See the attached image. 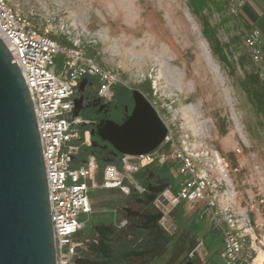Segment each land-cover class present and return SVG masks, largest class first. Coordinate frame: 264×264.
Listing matches in <instances>:
<instances>
[{
	"label": "rangeland",
	"instance_id": "rangeland-1",
	"mask_svg": "<svg viewBox=\"0 0 264 264\" xmlns=\"http://www.w3.org/2000/svg\"><path fill=\"white\" fill-rule=\"evenodd\" d=\"M8 2L60 43L67 39L119 71L126 83L115 85L114 97L124 99L144 84L175 140L197 156L199 174L217 176L219 162L226 161L241 196L264 191V111L241 85L251 72H260V65L251 59L246 31L226 0H208L199 13L190 0ZM57 63L61 67L59 58ZM177 166H154L170 174L174 189L181 178ZM90 196L93 218L87 223L114 220V208L127 199L121 191L93 190ZM182 208L184 222L196 230L194 243L203 241V264H225L220 229L197 221V208L189 203Z\"/></svg>",
	"mask_w": 264,
	"mask_h": 264
},
{
	"label": "built area",
	"instance_id": "built-area-1",
	"mask_svg": "<svg viewBox=\"0 0 264 264\" xmlns=\"http://www.w3.org/2000/svg\"><path fill=\"white\" fill-rule=\"evenodd\" d=\"M0 37L10 43L34 104L49 188L56 264L74 263L78 245L75 238L92 219L93 189L139 195L147 187L139 176L149 166L171 162L178 163L181 178L177 188H167L160 195L174 206L189 203L197 208V221L220 229V256L225 264H264V191L247 198L241 196L226 161L219 162L217 176L199 174L194 163L197 156L180 146L169 127L157 148L137 155L123 154L121 165L107 164L98 177L99 164L94 154L83 163H75L80 144H91V129L82 130L80 125L88 128L94 120L82 114L73 117L74 99L80 82L93 76L98 96L106 102L112 100L115 85L126 83L120 72L102 65L81 48L60 43L41 31L8 0H0ZM261 37L256 28L245 33L264 81ZM159 196L155 204L162 208L165 205ZM81 213L88 217L82 219ZM126 223L127 218L119 221L121 226ZM202 244L203 241L199 246Z\"/></svg>",
	"mask_w": 264,
	"mask_h": 264
},
{
	"label": "water",
	"instance_id": "water-1",
	"mask_svg": "<svg viewBox=\"0 0 264 264\" xmlns=\"http://www.w3.org/2000/svg\"><path fill=\"white\" fill-rule=\"evenodd\" d=\"M88 82L85 77L77 88L73 117L83 108ZM133 97L134 107L122 122L103 118L91 130L116 151L129 155L152 151L168 132L145 93L133 88ZM165 188L169 186L157 189L149 184L139 196L151 201ZM159 199L172 208L163 195ZM129 255L138 253L128 252ZM0 264H56L49 188L34 104L24 76L1 37Z\"/></svg>",
	"mask_w": 264,
	"mask_h": 264
},
{
	"label": "flooded vegetation",
	"instance_id": "flooded-vegetation-1",
	"mask_svg": "<svg viewBox=\"0 0 264 264\" xmlns=\"http://www.w3.org/2000/svg\"><path fill=\"white\" fill-rule=\"evenodd\" d=\"M139 89L148 98L151 96L147 87L141 85ZM134 104L133 89L124 99L113 97L106 102L98 96L96 83L89 79L80 113H90L95 126L103 118L122 122ZM145 180L147 185H154L157 189L163 186L174 189L170 174L163 173L160 168L151 170ZM126 197L125 203L116 209L117 218L91 221L78 233L73 264H203L200 241L194 243L196 230L184 222L180 205L168 209L164 204L159 208L155 204L157 197L151 201L134 193ZM122 218H127L123 226L119 224ZM128 252H137L138 255L128 256Z\"/></svg>",
	"mask_w": 264,
	"mask_h": 264
},
{
	"label": "trees",
	"instance_id": "trees-1",
	"mask_svg": "<svg viewBox=\"0 0 264 264\" xmlns=\"http://www.w3.org/2000/svg\"><path fill=\"white\" fill-rule=\"evenodd\" d=\"M190 1H191V3H194L195 12L199 13V10L206 6V3L208 0H190ZM226 3H228V2L226 1ZM206 25L209 26L207 23H206ZM240 25L242 27L241 22H240ZM208 28L210 29V26ZM244 37H245V34H244ZM61 42L66 43L68 45H73L72 42H70L67 39H63ZM245 43H246V41H245ZM88 55L93 56L94 53L89 52ZM250 56H251V52H250ZM223 57H225V56H223ZM251 59L253 60L252 56H251ZM142 85H143V87H145L144 84H142ZM241 85L244 88V90L248 93V95L250 96V99L253 101V103L256 106L263 109V111H264V82L262 81V78L260 76V72L259 71L251 72L249 74L248 78L244 79L241 82ZM124 86L125 85H123V87ZM83 115L85 117H92V115L88 112L83 113ZM80 127L82 130L86 129L83 125H80ZM94 128H95V125L91 124L90 129L92 130ZM90 154H94L97 158V161L99 164L98 177L102 176L103 168L107 164L116 163L118 165H121V157L123 156V154L116 151L112 147L111 144L101 140L100 137L96 134L95 135L91 134V144L90 145L80 144L79 151L76 155L75 163L79 164V163L85 162ZM149 170L150 171L155 170L154 166H149L148 171L143 173L141 176H139V179L141 182L147 184L145 179L150 174ZM162 172L166 173L165 171H162ZM179 212H180V214H183L182 204H180Z\"/></svg>",
	"mask_w": 264,
	"mask_h": 264
},
{
	"label": "crops",
	"instance_id": "crops-1",
	"mask_svg": "<svg viewBox=\"0 0 264 264\" xmlns=\"http://www.w3.org/2000/svg\"><path fill=\"white\" fill-rule=\"evenodd\" d=\"M226 1L231 6L232 11L237 15L245 31L251 30L252 28L253 29L256 28L261 31L262 50H263L264 49V0H226ZM93 190H97L99 194L100 193L110 194V193H114V191H119L116 189H105V188H97ZM92 203H93V199H92Z\"/></svg>",
	"mask_w": 264,
	"mask_h": 264
},
{
	"label": "bare ground",
	"instance_id": "bare-ground-1",
	"mask_svg": "<svg viewBox=\"0 0 264 264\" xmlns=\"http://www.w3.org/2000/svg\"><path fill=\"white\" fill-rule=\"evenodd\" d=\"M4 41H5V40H4ZM5 42H6V44L8 45V47L10 48V50H12V47H11L10 43L7 42V41H5Z\"/></svg>",
	"mask_w": 264,
	"mask_h": 264
}]
</instances>
